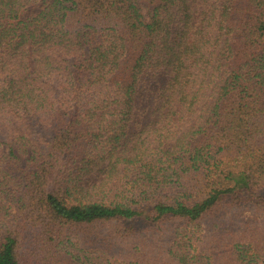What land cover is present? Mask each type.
<instances>
[{
	"label": "trees",
	"instance_id": "1",
	"mask_svg": "<svg viewBox=\"0 0 264 264\" xmlns=\"http://www.w3.org/2000/svg\"><path fill=\"white\" fill-rule=\"evenodd\" d=\"M247 210L264 0H0V264H208L188 225Z\"/></svg>",
	"mask_w": 264,
	"mask_h": 264
},
{
	"label": "rangeland",
	"instance_id": "2",
	"mask_svg": "<svg viewBox=\"0 0 264 264\" xmlns=\"http://www.w3.org/2000/svg\"><path fill=\"white\" fill-rule=\"evenodd\" d=\"M227 213L187 227V232L192 235L191 253H199L208 259V264H236L238 248L248 254L264 252V216L248 210ZM137 226L139 231L127 240L133 248L139 245L143 252H160L155 245L168 244L172 230L169 231V227L164 231L146 232L142 229L143 221H139ZM253 238L254 243H250Z\"/></svg>",
	"mask_w": 264,
	"mask_h": 264
}]
</instances>
